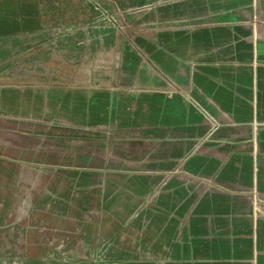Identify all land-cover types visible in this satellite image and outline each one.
I'll return each instance as SVG.
<instances>
[{
    "label": "crops",
    "instance_id": "crops-1",
    "mask_svg": "<svg viewBox=\"0 0 264 264\" xmlns=\"http://www.w3.org/2000/svg\"><path fill=\"white\" fill-rule=\"evenodd\" d=\"M256 3L145 4L136 29L123 26L133 45L122 54L118 83L51 97L0 91L8 112L117 120L122 143L138 140L142 150L128 145L123 153L141 163L115 197L154 206L130 219V211L121 214L117 264H140L130 260L146 244L164 254V264H264V215H255L251 193L264 194V0ZM8 158L0 179L27 168ZM64 169L73 177L80 170Z\"/></svg>",
    "mask_w": 264,
    "mask_h": 264
},
{
    "label": "rangeland",
    "instance_id": "rangeland-1",
    "mask_svg": "<svg viewBox=\"0 0 264 264\" xmlns=\"http://www.w3.org/2000/svg\"><path fill=\"white\" fill-rule=\"evenodd\" d=\"M154 1L167 0H1L0 91L48 95L116 83L122 54L133 45L123 28L136 29L144 5ZM111 123L0 108V163L11 156L27 167L1 172L0 264L120 261L121 214L130 211V219L154 205L115 197L141 163L123 152L128 145L133 152L143 148L138 140L122 143L119 123ZM72 165L80 169L75 177L64 169ZM11 173L18 178L9 180ZM151 246L138 247L130 261L164 264V254Z\"/></svg>",
    "mask_w": 264,
    "mask_h": 264
},
{
    "label": "built area",
    "instance_id": "built-area-1",
    "mask_svg": "<svg viewBox=\"0 0 264 264\" xmlns=\"http://www.w3.org/2000/svg\"><path fill=\"white\" fill-rule=\"evenodd\" d=\"M208 122L214 128L220 125V120L209 116ZM198 147V145L196 146ZM252 193V204L254 208L255 215H264V194H258L255 190H251Z\"/></svg>",
    "mask_w": 264,
    "mask_h": 264
}]
</instances>
